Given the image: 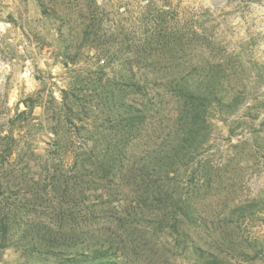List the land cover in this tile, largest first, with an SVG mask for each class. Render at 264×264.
Listing matches in <instances>:
<instances>
[{
    "label": "rangeland",
    "instance_id": "obj_1",
    "mask_svg": "<svg viewBox=\"0 0 264 264\" xmlns=\"http://www.w3.org/2000/svg\"><path fill=\"white\" fill-rule=\"evenodd\" d=\"M78 9L98 14L97 35L87 44ZM150 43L152 50L145 49ZM132 57H139L142 70L154 58L161 65L226 68L237 82L231 95L236 92L240 102L228 114L214 113L207 154L215 166L227 169L226 185L233 184L215 199L208 194L204 209L218 213L224 201L264 196V0H0V129L5 133L11 127L16 137L8 165L14 177L8 179L27 192L52 167L48 163L67 166L76 128L61 112V89L80 85L92 91L101 64L115 60L114 70H122L121 61ZM110 70L111 65L103 69L106 75ZM117 221L110 215L82 223V236L102 235L115 244L122 234ZM206 224L203 231H227L233 247L221 241L209 246L210 237L187 227L184 247L174 245L175 233H162L152 237L153 254L139 251L144 258L136 262L264 264V209L237 225ZM193 242L207 250L204 257ZM0 258L22 262L26 256L11 246L0 249Z\"/></svg>",
    "mask_w": 264,
    "mask_h": 264
},
{
    "label": "trees",
    "instance_id": "obj_2",
    "mask_svg": "<svg viewBox=\"0 0 264 264\" xmlns=\"http://www.w3.org/2000/svg\"><path fill=\"white\" fill-rule=\"evenodd\" d=\"M76 12L87 44L97 35L98 14ZM92 44L99 47L96 39ZM151 44L145 49L152 50ZM138 58L124 59L117 71L115 60L101 64L92 91L78 84L61 89V112L76 128L74 151L67 166L47 159L52 167L46 166L43 179L29 184L27 192L8 179L14 129H0V249L19 247L26 256L22 262L0 258V264H140L139 251L153 254L154 236L175 233L174 245L184 247L187 227L210 237L209 246L221 241L231 248L229 233L203 231L206 223L237 225L264 209V196L233 204L223 200L218 213L204 209L208 194L215 199L233 184L226 185L227 169L207 154L214 113L228 114L240 102L236 92L231 95L237 82L226 68L161 65L154 58L142 70ZM110 65L113 72L106 75L103 69ZM110 215L130 237L121 234L114 244L110 237L82 236V223ZM193 244L204 257L207 250Z\"/></svg>",
    "mask_w": 264,
    "mask_h": 264
}]
</instances>
